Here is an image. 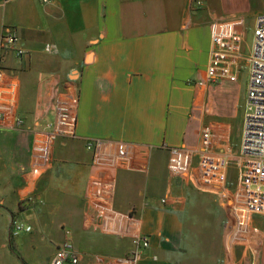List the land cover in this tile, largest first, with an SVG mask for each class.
Here are the masks:
<instances>
[{
	"label": "crops",
	"instance_id": "1",
	"mask_svg": "<svg viewBox=\"0 0 264 264\" xmlns=\"http://www.w3.org/2000/svg\"><path fill=\"white\" fill-rule=\"evenodd\" d=\"M202 2L0 0V44L8 28L24 52L0 46L23 121L0 120V264H51L65 242L78 264L138 248L133 264H264V214L242 227L230 205L258 8ZM221 24L236 40L216 37ZM212 65L222 77L200 85ZM227 150L222 199L198 163ZM12 220L30 232L11 235Z\"/></svg>",
	"mask_w": 264,
	"mask_h": 264
},
{
	"label": "built area",
	"instance_id": "2",
	"mask_svg": "<svg viewBox=\"0 0 264 264\" xmlns=\"http://www.w3.org/2000/svg\"><path fill=\"white\" fill-rule=\"evenodd\" d=\"M49 0H41L47 3ZM194 6L202 7V0H192ZM264 2V0H263ZM234 30L231 28L218 30L215 27L214 34L221 41L228 37L229 43L236 40V25ZM226 25L225 27H229ZM253 47L251 55L248 58L249 82L245 99V112L243 121L242 139L240 143V155L242 158L241 172L238 178V191L234 196V201L230 203L235 213L236 221L239 226L244 227L249 218L253 215L264 214V3L263 10L256 19V26L253 30ZM1 50L8 49L13 51L15 56L21 57L24 52L16 47V35L11 29H4L1 35ZM212 54H215L213 51ZM214 59V58H213ZM214 63V60H212ZM223 69H216L212 65L206 81L200 85L215 81L222 77ZM15 87L6 85L4 80L3 67L0 62V120L8 117L13 121L15 128L21 127L23 121L15 113ZM91 142L87 143V149L92 147ZM228 150L220 155L204 152L200 156L198 163L199 176L202 187L214 190L223 199L225 194L226 169L228 165ZM164 202V201H162ZM11 235H17L19 232H30L31 228L20 221L12 220L10 223ZM141 244V248H147L149 245L147 237H141L136 241ZM140 247V246H139ZM139 249L134 252L129 259L124 260L126 264L135 263L140 257ZM51 264H78V255L73 245L69 242L63 243L55 252Z\"/></svg>",
	"mask_w": 264,
	"mask_h": 264
},
{
	"label": "rangeland",
	"instance_id": "3",
	"mask_svg": "<svg viewBox=\"0 0 264 264\" xmlns=\"http://www.w3.org/2000/svg\"><path fill=\"white\" fill-rule=\"evenodd\" d=\"M223 3H224L223 10L224 9L231 10V9L234 8L235 0H223ZM263 3H264L263 0H251L250 6L252 5L253 7L258 8L257 11L260 12L263 9ZM234 9H236V7ZM257 11H255V12H257ZM255 12H254V15L257 14ZM250 14H251V12H250ZM254 15H251L246 20V23H247V25H246L247 27H246V30H245V34H246L245 35V45H246V47L250 46L251 43H252V31H253V27H254ZM245 78H246V76L244 75V76H242L241 79L245 80ZM198 245H200V243H197V245H195V249L196 250H199L197 248Z\"/></svg>",
	"mask_w": 264,
	"mask_h": 264
}]
</instances>
